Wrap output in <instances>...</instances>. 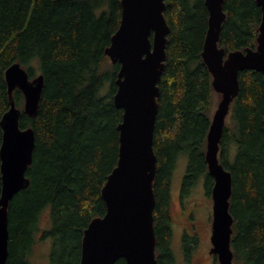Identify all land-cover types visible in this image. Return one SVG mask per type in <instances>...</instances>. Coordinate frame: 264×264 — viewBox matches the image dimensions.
Masks as SVG:
<instances>
[{
	"label": "trees",
	"instance_id": "obj_1",
	"mask_svg": "<svg viewBox=\"0 0 264 264\" xmlns=\"http://www.w3.org/2000/svg\"><path fill=\"white\" fill-rule=\"evenodd\" d=\"M119 2L0 0V120L9 109L4 79L9 66L19 63L30 79L41 74L44 83L33 118L23 112L22 93H12L21 110L19 127L33 129L35 147L26 171L29 186L8 206L6 264H30L45 210L50 227L41 240L51 241L49 264H80L83 231L105 214L100 191L117 165L123 111L113 103L119 65L104 51L120 23ZM164 2L169 32L153 133V217L157 263L173 264L167 188L177 160L186 157L184 193L201 181L210 198L206 136L218 94L201 57L208 26L205 0ZM223 11L219 47L225 54L254 49L261 21L256 0H224ZM238 82L218 154L232 178L230 249L233 264H264V83L254 71L240 72Z\"/></svg>",
	"mask_w": 264,
	"mask_h": 264
},
{
	"label": "water",
	"instance_id": "obj_2",
	"mask_svg": "<svg viewBox=\"0 0 264 264\" xmlns=\"http://www.w3.org/2000/svg\"><path fill=\"white\" fill-rule=\"evenodd\" d=\"M224 0H205L208 26L201 57L220 99L206 136L205 162L213 179L210 254L218 264H233L230 249L233 218L229 213L232 178L218 158L219 143L229 108L239 93L238 74L260 73L264 83V0L256 47L225 54L219 36L226 18ZM121 19L104 54L118 64L113 103L123 111L118 125L119 149L116 167L108 175L100 196L105 214L93 218L83 231L80 264H158L153 211L156 156L153 133L158 111V83L166 60L169 27L164 0H120ZM9 109L0 120V264L8 257V206L13 197L28 188L26 171L32 162L35 135L19 127V110L13 91L23 95V112L33 118L43 90V76L30 79L19 63L4 73ZM264 124V118H263Z\"/></svg>",
	"mask_w": 264,
	"mask_h": 264
},
{
	"label": "rangeland",
	"instance_id": "obj_3",
	"mask_svg": "<svg viewBox=\"0 0 264 264\" xmlns=\"http://www.w3.org/2000/svg\"><path fill=\"white\" fill-rule=\"evenodd\" d=\"M219 99L220 97L219 95H217L215 107ZM186 165H187L186 157H180L177 160L175 169L173 170L172 173V178H171L172 199H171L170 209H171V215L173 216L174 219L177 218V214L179 210L177 190H178V186L181 184L182 178L184 177ZM190 198H193V201L197 202L198 205H200L199 215L201 219V225L203 227L202 231L205 230V234H204L205 237L201 243V246L198 249V254H197L198 264H214L212 257L208 254V250L211 248V243L208 239L206 240V236L208 238L210 232L208 227L210 226L209 217L212 211L211 198L208 197L204 186L201 189L200 184L196 185V187L191 193ZM188 201L189 200L185 198L182 202V207H186ZM49 227H50L49 213L47 210H45L42 212L39 219V223H38L39 231L34 236L35 244L29 254L30 264H49V252L51 248V241L50 239L41 240L42 232L44 230H47ZM174 230H175V236L172 240V254L174 257L173 264H184L182 260L181 250H179L176 242L177 234L179 232L178 226L176 227L175 225Z\"/></svg>",
	"mask_w": 264,
	"mask_h": 264
},
{
	"label": "flooded vegetation",
	"instance_id": "obj_4",
	"mask_svg": "<svg viewBox=\"0 0 264 264\" xmlns=\"http://www.w3.org/2000/svg\"><path fill=\"white\" fill-rule=\"evenodd\" d=\"M172 178V176H171ZM183 179L181 181V184L178 186V192H177V199H178V214L177 218L174 219L171 215V197H172V186L171 181L169 183V186L167 188V201L165 203V210L168 215L169 220V228H170V248L172 250V240L175 236V230L174 227L178 226L179 232L177 234L176 242L178 245L179 250H181L182 253V260L184 264H198L197 261V254L198 249L201 246V243L204 239L205 230L202 231L203 227L201 225V219L199 215L200 205H198L197 202L193 201V198L191 197V193L196 187L197 184H200L202 189V182L199 181L194 188L188 190L184 193L183 191ZM171 187V188H170ZM156 195V194H155ZM187 198L189 201L187 202L186 207H182L183 200ZM211 198V196H210ZM156 201V200H155ZM210 226L208 229L210 230L208 239L210 241V235H211V225H212V211L209 217ZM211 249V248H210ZM210 249L208 250V254L212 257L213 263L218 264L217 258L215 255L210 254Z\"/></svg>",
	"mask_w": 264,
	"mask_h": 264
}]
</instances>
